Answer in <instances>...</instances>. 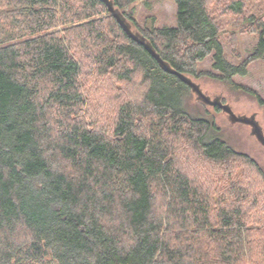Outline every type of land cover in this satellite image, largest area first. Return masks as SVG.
<instances>
[{"label":"trees","instance_id":"trees-1","mask_svg":"<svg viewBox=\"0 0 264 264\" xmlns=\"http://www.w3.org/2000/svg\"><path fill=\"white\" fill-rule=\"evenodd\" d=\"M136 1L113 4L173 70L264 105L233 82L264 57V21L244 0L220 5L257 34L237 63L209 0H174L175 26L159 28L135 24L124 10ZM0 9V264H264V196L232 167L246 162L263 192L264 171L213 119L188 112L189 88L101 0H0ZM83 71L124 84L107 125L88 114ZM191 157L210 173L187 172Z\"/></svg>","mask_w":264,"mask_h":264},{"label":"rangeland","instance_id":"rangeland-1","mask_svg":"<svg viewBox=\"0 0 264 264\" xmlns=\"http://www.w3.org/2000/svg\"><path fill=\"white\" fill-rule=\"evenodd\" d=\"M228 1L231 0H209V8L220 28L221 40L227 59L232 63H237V61L252 53L256 45L257 34L251 33L252 27L244 23L243 15L236 16L221 13L222 8L220 5ZM244 1L248 5L246 14H253L259 20L264 21V0ZM124 11L131 13L132 20L141 28L149 25L157 28L175 26L176 7L174 0H138ZM198 69L209 70V62L205 61L200 64ZM194 81L210 97L221 96L222 102L228 104L235 114L246 116L254 114L264 133V105L258 99L207 77ZM233 82L238 86L255 92L259 100L264 102V57L253 61L248 67L247 75L245 77L236 76L233 78ZM81 86L86 98L88 114L93 119L97 117L98 119L96 120L99 121L100 125H107L111 118L112 106L116 102L114 101V98L117 97L115 92L124 89V84L121 82L115 83L110 78L98 79L91 73L83 71ZM187 110L193 116L213 119L220 128V135L223 140L235 151L250 157L264 171V148L255 138L250 136L248 126L230 124L227 116L219 109L216 111L211 107H206L196 102L192 94L188 97ZM183 168L189 173L191 171V174L197 177L210 173L209 167L205 162L193 157L188 162H184ZM232 168L240 176L246 175L253 183L255 191H261L264 196L261 179L254 174V170L246 162L238 160ZM215 170L216 172L220 171L218 168ZM213 172L215 171L212 170L211 173Z\"/></svg>","mask_w":264,"mask_h":264},{"label":"water","instance_id":"water-1","mask_svg":"<svg viewBox=\"0 0 264 264\" xmlns=\"http://www.w3.org/2000/svg\"><path fill=\"white\" fill-rule=\"evenodd\" d=\"M101 1L105 4L109 14L116 20L128 38L142 46L164 72L176 76L183 84H185L189 88L190 93L194 96L196 102H199L206 107L219 109L227 116L230 124L248 126L250 129V136L255 138V140L264 148V133L254 114L250 116L235 114L228 104L222 102L221 96L210 97L202 91L200 85L192 78L173 70L168 63L162 60L151 43L131 25L118 8L114 7L113 0Z\"/></svg>","mask_w":264,"mask_h":264}]
</instances>
